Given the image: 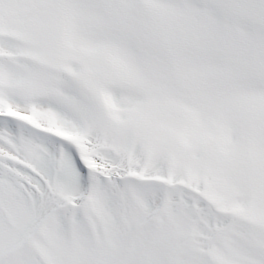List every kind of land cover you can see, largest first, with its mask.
I'll list each match as a JSON object with an SVG mask.
<instances>
[{"label": "snow or ice", "instance_id": "snow-or-ice-1", "mask_svg": "<svg viewBox=\"0 0 264 264\" xmlns=\"http://www.w3.org/2000/svg\"><path fill=\"white\" fill-rule=\"evenodd\" d=\"M0 264H264V0H0Z\"/></svg>", "mask_w": 264, "mask_h": 264}]
</instances>
